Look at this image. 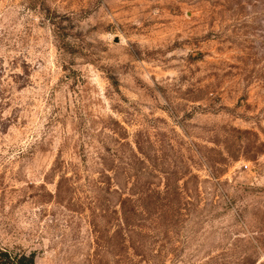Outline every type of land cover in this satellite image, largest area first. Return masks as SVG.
Listing matches in <instances>:
<instances>
[{
	"label": "rangeland",
	"instance_id": "1",
	"mask_svg": "<svg viewBox=\"0 0 264 264\" xmlns=\"http://www.w3.org/2000/svg\"><path fill=\"white\" fill-rule=\"evenodd\" d=\"M122 188L168 205L149 263L124 257ZM0 246L264 261V0H0Z\"/></svg>",
	"mask_w": 264,
	"mask_h": 264
},
{
	"label": "trees",
	"instance_id": "2",
	"mask_svg": "<svg viewBox=\"0 0 264 264\" xmlns=\"http://www.w3.org/2000/svg\"><path fill=\"white\" fill-rule=\"evenodd\" d=\"M215 178H219V176H215ZM178 192V190L175 191L176 197H178L180 193ZM114 193L117 194V201L120 204L119 236L124 257L127 258L128 253L130 254V250L132 249L133 256H139L141 261H146L148 259L149 263L151 257L147 256L151 255V247L148 242L150 235L143 233L142 228L147 222H153L154 214H158L156 217L158 216L160 219H163L167 214L168 205L164 203H160L157 206L149 205V203L141 204L139 203V198H134L135 193L130 191L126 192L125 188L115 189ZM186 196H190V193L186 194ZM150 198H153V196L147 193L144 199H147L148 202ZM181 210V208L178 209V211ZM155 242L156 241L153 242L152 240V243ZM253 253L252 251L249 254L242 255L238 258L236 264H264V261L258 262V256L253 257ZM151 256L154 259L158 257V255ZM35 258L36 254L34 252L28 254L26 252H17L7 247L0 246V264H35ZM131 264L137 263L133 262Z\"/></svg>",
	"mask_w": 264,
	"mask_h": 264
},
{
	"label": "water",
	"instance_id": "3",
	"mask_svg": "<svg viewBox=\"0 0 264 264\" xmlns=\"http://www.w3.org/2000/svg\"><path fill=\"white\" fill-rule=\"evenodd\" d=\"M117 40H118V38H117Z\"/></svg>",
	"mask_w": 264,
	"mask_h": 264
}]
</instances>
